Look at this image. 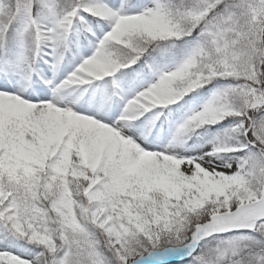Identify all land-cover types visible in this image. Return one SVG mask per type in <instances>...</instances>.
I'll list each match as a JSON object with an SVG mask.
<instances>
[{"label":"snow or ice","instance_id":"snow-or-ice-1","mask_svg":"<svg viewBox=\"0 0 264 264\" xmlns=\"http://www.w3.org/2000/svg\"><path fill=\"white\" fill-rule=\"evenodd\" d=\"M0 264H264V0H0Z\"/></svg>","mask_w":264,"mask_h":264}]
</instances>
